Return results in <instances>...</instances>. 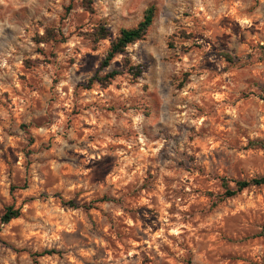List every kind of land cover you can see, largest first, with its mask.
Segmentation results:
<instances>
[{
    "label": "rangeland",
    "instance_id": "1",
    "mask_svg": "<svg viewBox=\"0 0 264 264\" xmlns=\"http://www.w3.org/2000/svg\"><path fill=\"white\" fill-rule=\"evenodd\" d=\"M150 6L145 38L100 72L123 74L86 89ZM93 8L0 0V264H264V185L224 196L264 177V0Z\"/></svg>",
    "mask_w": 264,
    "mask_h": 264
},
{
    "label": "trees",
    "instance_id": "2",
    "mask_svg": "<svg viewBox=\"0 0 264 264\" xmlns=\"http://www.w3.org/2000/svg\"><path fill=\"white\" fill-rule=\"evenodd\" d=\"M83 6L85 10L89 13H92L93 0H83ZM156 16V9L154 6H150L144 12L143 19L138 23L136 27L122 29L118 36L113 39L110 43V47L100 63L99 71L88 81L86 89H90L93 84L97 83L101 87L105 88L111 85L112 81L115 80L118 76L123 74L122 71L113 70L105 75H100V72L109 68L112 61L118 56L122 55L128 46L135 44L138 41H141L147 35L150 27L153 24L154 18ZM110 35L109 30L105 25H99L93 32L89 33L88 39L94 44L99 43L100 41L108 39ZM49 37V40L55 38V31L47 30L46 34L43 36L36 37V42L38 44L46 41V38ZM225 59L230 63H235V58L229 54H224ZM125 71L130 74L133 79L140 78L145 72L146 67L144 65H131L127 60L124 63ZM264 100V96L262 97ZM264 177L254 178L249 181H235V189L228 187V184H225V197L230 198L234 197L236 194L248 189L252 186H263ZM71 204V203H69ZM21 216L20 209L15 208L14 206H9L5 209L2 217L1 223L3 225L9 224L11 221L18 219ZM41 256V255H37ZM37 264V261L35 262Z\"/></svg>",
    "mask_w": 264,
    "mask_h": 264
}]
</instances>
